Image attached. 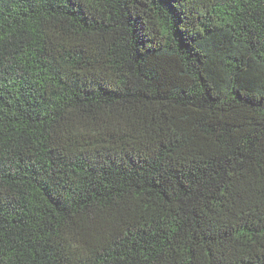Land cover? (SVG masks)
I'll return each instance as SVG.
<instances>
[{"label":"trees","instance_id":"trees-1","mask_svg":"<svg viewBox=\"0 0 264 264\" xmlns=\"http://www.w3.org/2000/svg\"><path fill=\"white\" fill-rule=\"evenodd\" d=\"M0 264H264V0H0Z\"/></svg>","mask_w":264,"mask_h":264}]
</instances>
